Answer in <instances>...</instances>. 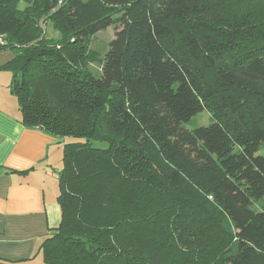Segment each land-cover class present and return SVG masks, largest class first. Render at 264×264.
Instances as JSON below:
<instances>
[{
  "label": "trees",
  "instance_id": "obj_1",
  "mask_svg": "<svg viewBox=\"0 0 264 264\" xmlns=\"http://www.w3.org/2000/svg\"><path fill=\"white\" fill-rule=\"evenodd\" d=\"M0 50L64 140L45 264H264V0H0Z\"/></svg>",
  "mask_w": 264,
  "mask_h": 264
},
{
  "label": "crops",
  "instance_id": "obj_2",
  "mask_svg": "<svg viewBox=\"0 0 264 264\" xmlns=\"http://www.w3.org/2000/svg\"><path fill=\"white\" fill-rule=\"evenodd\" d=\"M14 57L0 50V264H45L39 248L61 222L64 140L23 125L6 68Z\"/></svg>",
  "mask_w": 264,
  "mask_h": 264
},
{
  "label": "rangeland",
  "instance_id": "obj_3",
  "mask_svg": "<svg viewBox=\"0 0 264 264\" xmlns=\"http://www.w3.org/2000/svg\"><path fill=\"white\" fill-rule=\"evenodd\" d=\"M115 30L116 26L113 25L112 27L108 28L107 31L100 32L94 36L90 41L91 50L96 51L102 58H104L106 52L108 51L109 43L115 36ZM44 33L48 39L58 40L60 38V34L55 31L51 25L44 28ZM93 71L97 74L100 73V66L94 65ZM194 120L199 123L200 126H208L210 124V115L207 112H203L197 115ZM94 146L103 148L106 147V144L94 143Z\"/></svg>",
  "mask_w": 264,
  "mask_h": 264
}]
</instances>
